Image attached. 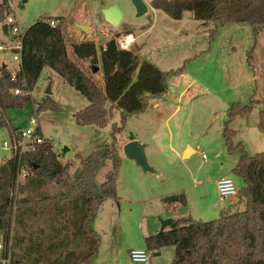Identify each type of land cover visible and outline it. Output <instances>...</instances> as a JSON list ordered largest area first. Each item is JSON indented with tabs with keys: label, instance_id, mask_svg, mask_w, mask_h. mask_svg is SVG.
<instances>
[{
	"label": "rangeland",
	"instance_id": "obj_1",
	"mask_svg": "<svg viewBox=\"0 0 264 264\" xmlns=\"http://www.w3.org/2000/svg\"><path fill=\"white\" fill-rule=\"evenodd\" d=\"M6 1V14L15 18V25L22 32L39 19L63 17L62 29L71 58L73 42L93 41L98 70L91 73L88 62H84L83 67L100 87L103 85L100 47L116 34L120 35L117 39L123 38L128 31L137 36L135 49L141 58L165 72L181 68L179 73L167 75L164 94L150 97L145 110L129 115L124 124L121 111L113 108L103 127L78 125L74 114L86 107L88 100L48 66L42 68L31 91L21 92L29 94L22 105L0 110V164L11 156L3 149V141L9 142L13 132L30 126L31 117L38 120L40 131L51 142L58 160L70 164V181L80 171L78 156L87 157L101 144H115L120 156L117 196L105 199L92 220V229L100 236L93 264H134L129 250L146 248L144 237L161 231L162 220L167 218L216 219L233 200L231 212L244 210V202H239L237 195L220 198L215 181L226 175L237 189L243 186L242 179L232 171L239 153L228 152L222 136L231 104L257 101L249 113L234 116L228 125L235 132L234 145L241 143L251 155L264 151V133L257 128L258 113L264 108V30L254 37L250 24L227 23L211 35V21L195 20L190 11L184 12L179 20L166 14L163 17L154 11L151 0H143L147 11L140 16L131 0ZM111 5H117L122 12L117 26L106 22L102 13ZM76 24L88 26L87 31ZM0 42L5 46L11 44V34L5 35L0 30ZM2 63L11 71L19 68L8 49L0 50V65ZM46 95L54 101L53 106L37 111ZM121 126L120 131L113 133V128ZM132 137L146 145L147 160L158 174L144 172L123 155L122 145ZM185 145L194 152L183 157ZM111 168L112 161L108 159L94 177L95 186L105 181ZM24 178H18L19 185ZM18 184L10 196L19 198L32 194L29 205L34 213L26 214L20 225L13 219L9 262L10 258L24 261L32 242L42 249L35 251V256L47 253L46 247L51 248L49 244L55 239V230H59L73 209L67 208L70 199L76 196L74 192L60 198L58 194L67 190L51 182L40 190L46 196L45 202H38L34 191L27 193L25 189L18 193ZM180 193L185 196L184 205L174 204L168 208L162 203L163 197ZM59 204L64 205L60 206V213L56 210ZM61 235H65V229ZM0 245L5 246L1 232ZM59 253L50 254L51 259ZM154 255L152 264H170L174 247L165 246ZM63 264H67L65 260Z\"/></svg>",
	"mask_w": 264,
	"mask_h": 264
},
{
	"label": "trees",
	"instance_id": "obj_2",
	"mask_svg": "<svg viewBox=\"0 0 264 264\" xmlns=\"http://www.w3.org/2000/svg\"><path fill=\"white\" fill-rule=\"evenodd\" d=\"M5 3V0L0 3V22L6 14ZM151 5L172 19L179 20L184 12L190 11L195 20L211 21V35L216 33L219 26L227 23L250 24L254 37L264 30V0H151ZM62 20L63 17L42 18L23 31L19 69L14 72V77L10 69L4 64L0 65V110L22 105L29 94L23 95L21 92L31 91L42 68L48 66L88 100V105L74 114L78 125L103 127L113 108L121 111V122L124 124L129 115L145 110L150 97H158L166 92L168 74L181 71V68L162 71L150 61L139 58L133 50L121 48L116 41L120 35L116 34L100 47L103 81L100 87L91 74L98 60L95 43L73 42L71 58L67 52ZM51 21L54 25H51ZM84 62L90 64L91 73L83 67ZM12 89H18L19 93L11 94ZM255 102L250 100L245 105L231 104L222 129L228 152L239 153L232 171L243 182L237 196L239 202H244V210L231 212L229 206L220 211L218 218L208 221L195 220L190 216L173 219L170 227L144 237L145 247L149 250L174 247L170 264H264V151L251 155L241 143L234 145L232 139L235 132L228 125L234 116L249 113ZM53 104L54 101L46 95L36 110L47 109ZM123 126L113 128V133ZM257 128L264 133V108L258 113ZM78 158L80 171L71 181L70 164L58 160L50 141L40 145L35 152L24 153L20 158H10L0 164V232L6 247L13 230V219L20 225L26 214L34 213L29 205L33 200L32 194L19 198L10 196L16 186L20 161L28 174L23 184H18V193L32 189L37 201L45 202L46 196L40 190L51 182L67 190L59 193V197L76 193L67 206L73 208L70 216L64 219L59 230H55V239L51 238L54 240L50 242L51 248H47V253L33 258L35 264H39V260L42 261L40 264H63L64 260L67 264H93L100 236L92 229L91 223L101 203L117 196L120 156L112 143L98 145L87 157ZM108 159L112 161V168L107 172L105 181L95 186L94 177ZM161 200L168 208L186 202L181 193L165 196ZM60 206L57 205L58 213L62 211ZM64 229L65 235L62 236ZM66 238L73 249L66 248ZM30 246L33 251L42 250L33 242ZM57 251L60 253L54 259L47 256ZM9 264L28 263L10 258Z\"/></svg>",
	"mask_w": 264,
	"mask_h": 264
},
{
	"label": "built area",
	"instance_id": "obj_3",
	"mask_svg": "<svg viewBox=\"0 0 264 264\" xmlns=\"http://www.w3.org/2000/svg\"><path fill=\"white\" fill-rule=\"evenodd\" d=\"M15 23H16L15 18L11 15H7L5 21L0 24V30L2 24H7L8 34L9 35L11 34V44L5 46L4 43H0V50L8 49L12 51V59L17 60L18 63H20L19 50L21 48V39L23 32L19 30V28L15 25ZM50 23L51 25H54L53 21H51ZM118 42L120 46H122L123 44H131L132 41H129L127 39V36H124L123 38H119ZM15 71L16 70L11 71L13 77ZM18 93H19L18 89L13 90V94H18ZM30 124H31L30 126L26 127L23 130L13 132L9 142L3 141L2 147L4 150L10 152L11 154L10 158H20V156L24 153L35 152L40 145L47 143L48 140L43 137L40 131L38 120L34 117H31ZM27 174H28L27 170L23 168L20 164V161H18L16 185L18 184V178L20 177L24 178ZM215 183H216V190L220 198H225L229 195L237 194L238 189L230 177L221 176L216 179ZM8 245L10 247V241ZM8 245L7 247L6 246L3 247L2 245H0V249L2 248L1 256H0L1 257L0 264H9ZM152 255H153V251L147 248L131 249L129 251L130 260L134 264H151Z\"/></svg>",
	"mask_w": 264,
	"mask_h": 264
},
{
	"label": "water",
	"instance_id": "obj_4",
	"mask_svg": "<svg viewBox=\"0 0 264 264\" xmlns=\"http://www.w3.org/2000/svg\"><path fill=\"white\" fill-rule=\"evenodd\" d=\"M131 1L137 10L138 16L144 14L147 11V5L143 0H131ZM102 13L105 21L113 26H117L121 21L122 12L117 5H111L109 7L104 8L102 10ZM77 26L84 31H87L88 29V26L84 24H77ZM1 31L5 35L8 34L7 24L1 25ZM92 70L93 72H96L98 70V67L94 65ZM145 146L146 145L144 143H141L137 139H131L122 145V153L126 158L134 161L137 166L141 167L144 172L148 171L158 174V170L155 169L153 166H151L147 160L145 154ZM186 153L188 152L186 151ZM172 220L173 219L171 218L162 220V225H161L162 230H164L167 227H170L173 223Z\"/></svg>",
	"mask_w": 264,
	"mask_h": 264
},
{
	"label": "crops",
	"instance_id": "obj_5",
	"mask_svg": "<svg viewBox=\"0 0 264 264\" xmlns=\"http://www.w3.org/2000/svg\"><path fill=\"white\" fill-rule=\"evenodd\" d=\"M3 0H0V3L2 2ZM6 1V0H5ZM6 3H7V1H6ZM154 11H156L157 13H161V15H164L163 17H165V12H163L162 10H159V9H154ZM167 15V14H166ZM192 15V18H193V14H191ZM194 19V18H193ZM77 25V24H76ZM126 35L125 36H130V38L132 39V42H131V44H123L122 46H120L121 48H123V49H126V50H133L135 53H137V51H136V38H137V36H135L132 32H126L125 33ZM118 40V39H117ZM0 43H4V42H0ZM134 48V49H133ZM137 55L139 56V58H141L140 57V55L137 53ZM144 59V58H143ZM2 65H3V63H2ZM8 69H10L11 70V68L9 67V66H7L6 64H4ZM18 65H19V63H18ZM133 139H136V138H134L133 137ZM128 140H131V139H128ZM127 140V141H128ZM126 141V142H127ZM139 141V140H138ZM141 142V141H140ZM145 149H146V146H145ZM186 151L188 152V153H190V154H192L193 152H194V149L193 148H191V147H189L188 145H185L184 147H183V151H182V156H183V154H185L186 153ZM185 155H187V154H185ZM184 155V156H185ZM183 156V157H184ZM7 160H4L3 161V163H5ZM2 163V164H3ZM222 176H226V175H222ZM221 177V176H220ZM31 191H34V190H32L31 189ZM31 191H28V189H27V193H31ZM237 195V194H236ZM235 195V196H236ZM229 196H234V195H229ZM228 197V196H227ZM60 198H62V197H60ZM234 200L230 203V206L232 207L233 205H234ZM54 204V203H53ZM60 205H62V207L64 206L63 204H60ZM56 209H57V207H56ZM225 209V208H224ZM52 215H54V213L52 214ZM51 215V216H52ZM66 241H67V247L66 248H68L69 250H71L72 248V244L71 243H69L68 244V238H66ZM29 248L30 249H28V251H27V253H25L26 255H24V262H27L28 264H35V261L33 260V256H35L36 254H35V251H32L31 249V246H29ZM46 249H47V247H46ZM159 250L160 249H155V250H152L153 251V254H155V255H158L159 254ZM130 251V250H129ZM30 253H32V254H30ZM30 254V255H29ZM154 255V256H155ZM48 257H51L50 255H47ZM53 256V255H52ZM37 256H35L34 258H36ZM151 259H152V257H151ZM22 260V259H21ZM43 260V259H42ZM15 261L16 262H18L19 261V259H15ZM42 261L41 260H39V264L41 263ZM151 264H152V262H151Z\"/></svg>",
	"mask_w": 264,
	"mask_h": 264
},
{
	"label": "bare ground",
	"instance_id": "obj_6",
	"mask_svg": "<svg viewBox=\"0 0 264 264\" xmlns=\"http://www.w3.org/2000/svg\"><path fill=\"white\" fill-rule=\"evenodd\" d=\"M129 41H132V39L131 38H127Z\"/></svg>",
	"mask_w": 264,
	"mask_h": 264
}]
</instances>
